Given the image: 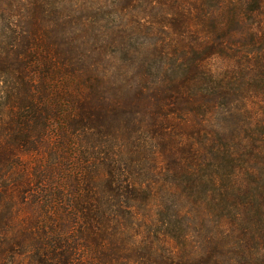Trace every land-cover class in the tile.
<instances>
[{
    "label": "trees",
    "instance_id": "obj_1",
    "mask_svg": "<svg viewBox=\"0 0 264 264\" xmlns=\"http://www.w3.org/2000/svg\"><path fill=\"white\" fill-rule=\"evenodd\" d=\"M180 1L0 0V264H264V0Z\"/></svg>",
    "mask_w": 264,
    "mask_h": 264
},
{
    "label": "rangeland",
    "instance_id": "obj_2",
    "mask_svg": "<svg viewBox=\"0 0 264 264\" xmlns=\"http://www.w3.org/2000/svg\"><path fill=\"white\" fill-rule=\"evenodd\" d=\"M197 2H201V0H181L180 1V7H183L184 9L191 8V9L196 10V6H198V3ZM194 3H197V4H194ZM208 5H209V3H208ZM211 5L212 4H210V8H211ZM263 20H264V15H260V21H261V23H262ZM255 24L256 25H259V23H256V22H255ZM238 35L237 36L239 38H240V35L241 36H244L243 39L241 38V40L243 41L244 45L242 46L241 44H239L240 46L239 45L235 46V47L238 48L239 55L240 56L243 55L244 52L245 53H248L249 52L248 49L254 48L255 51H259L262 47L264 48V43H260L259 45L256 44L255 47L254 46L252 47L250 45V43H248L249 42V36L245 32V30L239 32ZM235 47L233 49H236ZM234 62H235L234 59L231 58V57H229V56L215 55V56H213L211 58L210 64H212L215 68L216 67L226 68L227 66L230 67L231 65L235 64ZM251 89L252 90H250V91H253L254 94L251 93L250 95L251 96L254 95L256 98H260V100L258 99V100L254 101V102H255V107L257 108L258 112L261 115H263L264 114V93L263 92L262 93L261 92H258L259 90H256V89L253 90V87ZM251 248L254 251V253H256L255 247H251Z\"/></svg>",
    "mask_w": 264,
    "mask_h": 264
}]
</instances>
